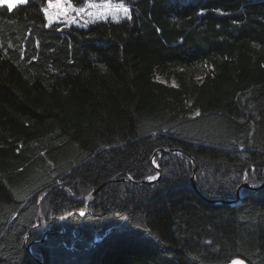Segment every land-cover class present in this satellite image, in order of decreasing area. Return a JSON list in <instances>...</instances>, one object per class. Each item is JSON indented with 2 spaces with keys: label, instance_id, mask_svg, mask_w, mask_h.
<instances>
[{
  "label": "trees",
  "instance_id": "obj_1",
  "mask_svg": "<svg viewBox=\"0 0 264 264\" xmlns=\"http://www.w3.org/2000/svg\"><path fill=\"white\" fill-rule=\"evenodd\" d=\"M46 1L0 6V264H264V186L225 202L263 181L264 0ZM158 149L198 193L177 152L122 180Z\"/></svg>",
  "mask_w": 264,
  "mask_h": 264
},
{
  "label": "rangeland",
  "instance_id": "obj_2",
  "mask_svg": "<svg viewBox=\"0 0 264 264\" xmlns=\"http://www.w3.org/2000/svg\"><path fill=\"white\" fill-rule=\"evenodd\" d=\"M25 1L26 0H0V6H6L7 7V5L9 3H11L15 6L17 4L24 3ZM49 2H50V0L46 1L44 9L47 8ZM51 2L56 3L57 0H51ZM64 3L65 4L70 3L73 8L84 9V11L83 12L71 11L66 16L62 15V16L56 17L55 16L56 10L55 9H49V11L53 12V14H54L53 22L73 24L76 26H84L85 27L91 21H101V20H104L106 18H109L111 20H120V19H123V18L129 16V14H128L129 10H128L127 14H125L121 10H118V6H120L122 4L114 2V0H86L81 5H76V4L72 3L70 0H64ZM89 5H93V6L89 7ZM105 5H107V7H104ZM123 7L127 8L124 5H123ZM88 13H107V14L106 15H98V16H90ZM44 14H45V11H44ZM47 22L49 23L48 19H47ZM158 79L162 82H168L167 79L162 75H159ZM171 83H173V82H171ZM160 154H157V155H160ZM153 166H154L155 170H156V168H159L157 166V161H153ZM160 178H161V170H160V175L158 176V178H157V171H155L154 174H152L150 177L146 178V180H148V181L153 180L154 182L147 183V185H150V184L152 185V184L156 183ZM134 182H136V181H132L131 183H133V184H146V183H134ZM85 198L87 200L91 199L90 196H87ZM45 232H47L46 233V236H47L49 233V230H46ZM63 232H65L64 229H62V231L60 233L62 234ZM41 239H39L37 241H40ZM30 250H31V246H30Z\"/></svg>",
  "mask_w": 264,
  "mask_h": 264
},
{
  "label": "water",
  "instance_id": "obj_3",
  "mask_svg": "<svg viewBox=\"0 0 264 264\" xmlns=\"http://www.w3.org/2000/svg\"><path fill=\"white\" fill-rule=\"evenodd\" d=\"M162 152H177V153H181V154H183V155H185L187 158H189L190 159V161H191V163H192V175H191V178H190V185H191V187H192V189L194 190V191H196L197 193H198V190H197V188H196V183H195V172H196V165H195V161H194V159L190 156V155H188V154H186V153H184L183 151H181V150H179V149H170V150H168V151H166L165 149H158L157 151H155L154 152V154H153V156H152V163H153V159L155 158V156L157 155V154H160V153H162ZM156 171H157V178H158V176L160 175V169L159 168H156ZM123 181L124 180H126V181H131L130 180V178H127V179H122ZM132 182V181H131ZM152 182H154L153 180L152 181H148V180H146V179H143V180H141V181H136V182H134V183H152ZM264 186V172H263V181L259 184V185H251V184H249L248 182H244V183H242L241 185H239L238 187H237V190H236V197H235V199L234 200H231V199H228V200H225V202H229V203H234V202H236L239 198H240V190L241 189H249V190H258V189H260V188H262ZM101 187H102V185L101 186H99V187H97L96 189H94L92 192H91V194H90V197H91V199H88L87 201H86V204H85V207L87 208V206H88V203L89 202H91L93 199H94V195H95V193L98 191V190H100L101 189ZM77 214H79V213H77ZM67 218V217H66ZM46 233L47 232H45L44 233V235H43V237H42V239L40 240V241H36V242H39V243H41L43 240H44V238H45V236H46ZM30 245L31 244H29V245H27V250L30 252ZM35 259V258H34ZM35 261L38 263V264H43L40 260H38V259H35ZM234 262H238V264H246L243 260H241V259H233V260H231L229 263H227V264H234Z\"/></svg>",
  "mask_w": 264,
  "mask_h": 264
},
{
  "label": "snow or ice",
  "instance_id": "obj_4",
  "mask_svg": "<svg viewBox=\"0 0 264 264\" xmlns=\"http://www.w3.org/2000/svg\"><path fill=\"white\" fill-rule=\"evenodd\" d=\"M93 5H89V7H92ZM8 9L11 10L14 5L9 3L7 5ZM104 7H107V5H105ZM49 9H55V16L59 17V16H66L69 12L71 11H79V12H83L84 9H75L72 7V5L69 4H65L64 0H57L56 3H52L51 0L47 6V8L44 9L45 11V16L49 21V24H51L53 22V18H54V14L53 12H50ZM118 10L123 11L125 14H127L128 9L124 8L123 5L118 6ZM90 16H98V15H106L107 13H88ZM234 264H238V262H234Z\"/></svg>",
  "mask_w": 264,
  "mask_h": 264
},
{
  "label": "bare ground",
  "instance_id": "obj_5",
  "mask_svg": "<svg viewBox=\"0 0 264 264\" xmlns=\"http://www.w3.org/2000/svg\"><path fill=\"white\" fill-rule=\"evenodd\" d=\"M31 246V245H30Z\"/></svg>",
  "mask_w": 264,
  "mask_h": 264
}]
</instances>
